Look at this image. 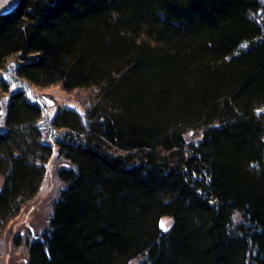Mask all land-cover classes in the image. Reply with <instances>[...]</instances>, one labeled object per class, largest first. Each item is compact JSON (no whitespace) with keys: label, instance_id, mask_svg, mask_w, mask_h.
<instances>
[{"label":"trees","instance_id":"1","mask_svg":"<svg viewBox=\"0 0 264 264\" xmlns=\"http://www.w3.org/2000/svg\"><path fill=\"white\" fill-rule=\"evenodd\" d=\"M26 83L92 108L43 123ZM2 99L0 240L64 163L27 264H264L263 0H18Z\"/></svg>","mask_w":264,"mask_h":264},{"label":"rangeland","instance_id":"2","mask_svg":"<svg viewBox=\"0 0 264 264\" xmlns=\"http://www.w3.org/2000/svg\"><path fill=\"white\" fill-rule=\"evenodd\" d=\"M25 86L27 93L29 91L31 95L30 99L42 105L43 123L46 124L58 110L72 109L82 116L92 108L91 91L88 89L67 92L61 89L60 85L55 84L43 87L26 83ZM2 102L3 99L0 101L1 105ZM191 137L192 135L189 134L187 140H192ZM56 152L53 146L43 180L35 196L28 200L17 217L5 228L0 240V264H27L28 244L39 237L43 229L48 226L53 203L63 187L57 172L64 163ZM163 224L167 226L169 219H164Z\"/></svg>","mask_w":264,"mask_h":264},{"label":"bare ground","instance_id":"3","mask_svg":"<svg viewBox=\"0 0 264 264\" xmlns=\"http://www.w3.org/2000/svg\"><path fill=\"white\" fill-rule=\"evenodd\" d=\"M17 1L18 0H0V14L12 9L17 4Z\"/></svg>","mask_w":264,"mask_h":264},{"label":"snow or ice","instance_id":"4","mask_svg":"<svg viewBox=\"0 0 264 264\" xmlns=\"http://www.w3.org/2000/svg\"><path fill=\"white\" fill-rule=\"evenodd\" d=\"M161 227H162L163 230L167 231V228L164 226L163 223L161 224Z\"/></svg>","mask_w":264,"mask_h":264},{"label":"water","instance_id":"5","mask_svg":"<svg viewBox=\"0 0 264 264\" xmlns=\"http://www.w3.org/2000/svg\"><path fill=\"white\" fill-rule=\"evenodd\" d=\"M18 2V1H17ZM5 13H7V12H5ZM5 13H1L0 15H3V14H5Z\"/></svg>","mask_w":264,"mask_h":264}]
</instances>
